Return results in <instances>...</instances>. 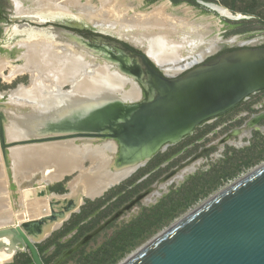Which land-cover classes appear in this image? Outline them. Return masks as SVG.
<instances>
[{
	"label": "rangeland",
	"instance_id": "1",
	"mask_svg": "<svg viewBox=\"0 0 264 264\" xmlns=\"http://www.w3.org/2000/svg\"><path fill=\"white\" fill-rule=\"evenodd\" d=\"M64 1L67 2L68 0H58L55 3L57 5H53L52 1L49 0L48 4L40 5L38 0H23L21 7L34 11L39 10V7L51 9L47 7L50 5L52 8L56 7L59 12H63L61 6L64 7L66 3ZM112 1L114 8L103 11L99 0H78L79 4H86V6L91 7L88 10H91L94 15L91 16L93 19H90L86 15L87 11L70 8V13H65L64 16L69 21L74 20L83 25L80 30H76L52 23L36 25L27 20H18L19 10L15 5V0H0V61L6 65L2 75L0 74V128L2 126L6 128V144L9 143V140L15 143L47 137L52 139L56 136L65 135L75 131L72 130V127L83 126L87 113H90L92 109L98 110L105 104L122 101L125 93L131 92V90H136L141 95L137 84L131 78L132 82L126 79L127 84L115 90L110 97L100 100H84L80 104L70 106L73 110L71 115L62 114L61 110L67 109L66 106L63 109L58 106L54 109L59 110V112L54 113L57 110H53L52 113V110L45 103L42 102V104L41 101L30 102L26 99L24 101L19 100V102L14 100L12 93L20 86L26 88L30 86V89L33 90L34 84L49 88L54 82L56 83L55 77L46 68L34 70L31 67L32 64L30 68L26 67L28 58L23 55L27 53V48L20 44L22 42L31 43L36 40V37H28V32L31 30L37 33L45 32L51 34L50 36L59 34V30L74 32L70 38L61 35H59L60 37H37L47 42V45H51L58 56L76 53V51H81V54L89 55L90 53L94 55L97 54V51H101L105 54H112L114 59H117V53L115 50L113 52L112 49L113 47L121 48L122 45L120 44H125L123 41L140 48L141 46L99 32L95 29V21L106 20L115 23L122 30L126 27L127 30L131 23L140 19L138 15L145 19L148 13H152L156 7L166 6L165 14L172 17L170 19H173L172 22L177 28H180L178 21L181 19L201 28L199 40L194 41L193 37L192 39L191 37L188 38V44L185 45L182 55V59L185 61L180 65L197 57L201 49L211 46H216V49L220 50L221 46L224 45L223 52L237 50L239 49L238 45L264 47V0ZM203 4L224 7L235 15H242L243 18L237 21L230 20ZM19 27L27 30L23 37L19 36ZM76 34L97 43L96 47H92V44L90 45ZM61 58H59L60 66L62 65ZM124 60L129 61V67H132V71H139L136 59L124 57ZM101 62L102 58L95 60L92 56H87V59L85 58L86 65L80 72L81 76H78L80 77L79 81L85 77L99 75L102 69L106 68ZM24 68H27V72L19 74V70ZM15 71H18V74L10 80L5 79ZM109 72L113 73L116 70L109 67ZM144 80L145 78H143ZM61 91L69 92L71 89L69 86H63ZM262 112H264V90L252 95L249 100L244 101L219 120L196 128L192 135L186 136L175 144H170L166 150L160 149L146 164L139 166L131 176L108 190L101 197L86 198L78 212L73 213L60 229L37 245L45 264H86L88 262L106 264L125 251L123 257L116 264L127 263L142 249L190 214L235 183L264 167V120L260 123L262 130L249 129L251 130L250 137H241L240 134L233 135L232 133L234 130L244 127L254 115ZM53 116L61 120H58L57 123L63 130L53 129L52 124L43 121L44 118ZM21 132L23 137L20 135ZM227 136L229 137L227 138ZM95 140L77 138L34 145H16L9 148L6 145L4 147L0 135V221L4 222L0 226V230L13 229L17 226L19 219L22 220V218L28 222L32 219H38L36 216L41 215V211L44 215V206L40 207L44 200L52 195L65 196L69 194L68 183L74 177L67 176L62 182L44 186V177L49 170L56 166L51 165L49 168L48 165L43 167V170L40 167H38L39 170L38 168H36L37 170L27 168L21 172L17 168L19 162L16 152L19 150L17 149H37L56 143L64 144L60 142L72 143L76 147L86 145L92 147L94 144L93 147L103 148L105 147L104 143H107L105 154L114 160L111 163L110 171H117L126 167V162L122 164L116 162V157L119 154L116 156L117 148L113 142ZM197 161L200 163L194 170L195 172L186 173L181 180H176L167 185L166 190L158 196H148L156 184L168 180L180 169ZM90 162L89 160L85 161L86 170L91 166ZM36 210L35 216L33 211ZM30 257L28 250H20L11 261L5 264H29Z\"/></svg>",
	"mask_w": 264,
	"mask_h": 264
},
{
	"label": "water",
	"instance_id": "2",
	"mask_svg": "<svg viewBox=\"0 0 264 264\" xmlns=\"http://www.w3.org/2000/svg\"><path fill=\"white\" fill-rule=\"evenodd\" d=\"M203 5L211 8L209 4ZM232 15L228 19L243 18L240 14ZM123 42L142 52L148 79L143 81L145 74L138 58L137 73L124 58L104 56L102 62L127 79H134L141 93L139 100L115 101L98 110L92 109L84 119L85 127L52 139L15 143L9 140L6 144L7 132L2 126L0 135L4 147L77 138L111 141L117 148L116 156L119 154L116 162L122 164L160 145H165L161 150H166L198 126L227 114L251 95L264 90V47L238 45L237 50L222 52L223 45L216 53L171 76L144 49ZM144 90L149 98L140 103ZM56 118L43 121L52 124L53 129L63 130L57 123L61 120ZM263 120L264 116L259 121ZM55 216L64 214L55 213ZM41 223L1 229L0 235H15L26 245L33 264H45L37 246L40 242L27 233L38 226L37 237L42 236L44 240L50 237L54 231L45 235L47 229ZM125 264H264V167L210 200Z\"/></svg>",
	"mask_w": 264,
	"mask_h": 264
},
{
	"label": "bare ground",
	"instance_id": "3",
	"mask_svg": "<svg viewBox=\"0 0 264 264\" xmlns=\"http://www.w3.org/2000/svg\"><path fill=\"white\" fill-rule=\"evenodd\" d=\"M22 1L15 0V5H17L19 10V20H27L28 22L34 23L36 25L54 23L63 24L70 27H83L81 23L76 22L74 20L69 21L66 16H64L65 13H70V8H76L81 11H87L86 15L90 19H93L91 18V16L94 15L91 10H88V8L91 7L86 6V4H79L80 1L78 2V0H68L67 2L64 1L66 2V5L64 4V7L61 6V10L63 12H59L56 7L52 8L50 5L47 7H50L51 9H41L39 7V10L31 11L29 9L21 7ZM48 1L38 0V3H40V5H45L46 3L48 4ZM51 1L54 5L55 3H57L58 0ZM116 1L117 0H115V2ZM99 2H101L102 4L101 9L103 11H107L110 8H114L112 0H99ZM209 5L211 6V8H209L210 10L218 13L222 17L228 18L233 16L232 13L224 7H220L218 5L214 6L213 4ZM165 8L166 6L156 7L152 13H148V16H146L145 19H142L143 16L138 15V18L140 19L131 23V25L129 24L130 26L127 30L126 27L124 30H122L121 28H118L115 23H111L106 20L102 22L95 21L94 26L95 29H97L99 32L122 38L127 41H131L134 44L140 45L141 48H143L159 66L165 69V72L167 74L175 76L176 74H179L182 71L190 68L195 63L203 60L207 56L216 53L218 50L216 49V46L201 49L200 52L197 54V57L193 58L192 60H188L187 62H185L184 65H180L183 61H185V59H182V55L186 47L185 45L188 44V38L191 37L192 39L193 37L194 41L199 40L201 37V28L199 26H195V24L188 23L186 20L183 19L178 21L180 28H177L174 22H172L173 19H170L172 17H169L170 15L168 16V14H165ZM26 32L27 30L25 28L19 27V36L23 37L24 33ZM40 33L45 32L37 33L31 30V32H28V37H36V40L32 41L31 43L22 42L20 44L27 48V53L23 55L24 57L28 58L27 63L29 64V66L27 64L26 67L30 68V65L32 64L31 67L34 68V70L46 68V70L55 77L56 83L53 81L54 84L52 86H49V88L46 87L48 89H46L43 85H41L40 87L39 85L36 86V84H34L35 87L32 86L34 88L33 90L30 89V86L29 88L20 86L16 91L12 93V98L14 100L16 99L17 101H24L28 99V101L30 102L41 101V103H45L48 108L52 110V113L53 110H57L54 108H57L59 106V108L63 109V107L65 108L66 106L67 109L61 110L62 114L66 113L65 115H71L70 113H72L73 111L71 110V107L75 106L76 104L82 103L84 100H100L110 97L115 90L119 89V87L121 86H125L127 82L131 79L130 78L127 81V78L120 75L119 73H110V66L106 64V68H101L102 71L99 73V75L87 78L85 77L83 80L79 81L80 77L78 76L80 75L81 70L86 65L85 58L87 59V56H92L93 59L97 60L99 58H103L104 56H109L110 58L114 59V55L105 54L101 51H97V54L94 55L90 53L89 55H87L81 54V51H76V53H68L64 56H58L51 45H47V42H45L44 40L42 41L37 37H55L61 35L70 38L71 35L73 36V33L67 32V30H59V34H55L54 36H50L51 34L49 35L48 33ZM112 50L113 52L116 51L114 47ZM116 53L119 56L118 58L125 57L127 59H130L122 52L116 51ZM59 58H61L62 63H60L62 64V67L59 64ZM5 67V63L0 61L1 75ZM26 69L27 68L20 69L19 74L24 73ZM16 74H18V71L13 72L10 77H5V79L10 80ZM123 79L126 81H124ZM63 86H69L71 91L62 92L61 90L63 89ZM140 96L141 95L138 94L136 90H131V92L125 93L123 99L126 101H136L139 100ZM57 112H59V110L54 113ZM262 116H264V112L258 115H254L252 119L244 125V127L235 130L233 132V135L240 134L241 137H250L251 130L249 129L262 130L263 128L260 127V123L262 121H259ZM83 127L85 126L72 127V130H77ZM25 133L27 132L25 131ZM20 135H23L22 132ZM228 137L229 136H227V138ZM60 143L64 144L61 145L56 143L54 145L44 146L42 148H32L27 150L17 149L19 151H16L18 153L17 155L19 158L17 168H19V171L21 172L22 170H27V168L33 170L38 167L42 169L43 167H46L48 165L49 168L51 165L53 167L56 166L52 170L48 169V174L44 177V186H49L57 182H62L67 176H74L72 181L68 183V188L70 190L69 194L65 196L52 195L49 196L46 200H44V202L41 204L42 206H40H44V215L41 211V215H43V217H41L39 213V215L36 216V210L33 211V213L38 219H32L29 222L27 220V222L24 221L23 218L22 220L19 219L20 221L17 225H21L24 228L25 225H27L28 223L42 222L41 224L43 225L41 226H45V228L47 229V233L45 235H48L52 231L55 232L56 229H60L63 226L64 222L67 221L73 213L78 212L80 210V207L84 204L86 198L96 199L101 197L108 190H110L114 186L121 183V181L131 176L139 166H143V164H146L154 154H156L160 149H162V147L165 146L160 145L158 147H154L143 155H137L138 158H135V160L129 162L126 161L127 165L124 168L122 167L123 169L121 168L117 171H110V167L112 166L111 163L114 160L112 157H109V155L105 154L107 143H104L105 147L103 148L95 146L93 147L94 144L92 145V147L88 145L84 147H76V145L72 143ZM87 160L91 161V166L86 170L85 161ZM199 163L200 161H197L190 166H186L185 168L180 169L175 175L171 176L168 180L156 184V186L153 187V190L148 196H158L159 194H161V192L166 190L167 185H170L176 180H181L182 176L186 173L193 172ZM55 213H62L64 214V216L56 217ZM3 224L4 222L0 221V226ZM39 229L40 227L36 226L34 229L27 231V233L32 239H36L37 242H42L44 238L42 236H36L37 230ZM0 237V264H5L11 261L15 257L17 252L20 250H28L23 241L18 240L13 234L9 236L0 235Z\"/></svg>",
	"mask_w": 264,
	"mask_h": 264
},
{
	"label": "flooded vegetation",
	"instance_id": "4",
	"mask_svg": "<svg viewBox=\"0 0 264 264\" xmlns=\"http://www.w3.org/2000/svg\"><path fill=\"white\" fill-rule=\"evenodd\" d=\"M61 26H64V25H61ZM66 27V26H65ZM69 28H72V29H76V30H80V28H77V27H69ZM74 33V32H73ZM76 35H78V34H76ZM80 38H82V39H84V40H86L90 45L92 44V47H96V45H97V43H93V42H91V41H89V40H87V39H85L84 37H82V36H80V35H78ZM100 44V43H99ZM125 44H127V43H125ZM125 44H120V45H122L121 46V48H119V47H114L115 48V50L117 51V50H121V51H123L124 53H126V54H128V55H130L131 56V58L132 59H136V58H138L139 59V61H140V63H141V68H142V72L145 74L144 75V78L145 79H147L148 77H147V66H146V63H145V61L143 60V54H142V52H140V51H138V50H136V49H134V50H128L124 45ZM127 45H129V44H127ZM130 46V45H129ZM131 47V46H130ZM132 48V47H131ZM222 52H223V50H222ZM183 63V62H182ZM149 64H150V66H152V63L151 62H149ZM184 65V64H183ZM153 67V66H152ZM259 93V92H258ZM257 94V93H256ZM254 95V94H253ZM252 96V95H251ZM251 96L249 97V98H247L246 100H244V101H247V100H249L250 98H251ZM148 98H149V94L144 90V94H143V97H142V102H145V101H147L148 100ZM243 101V102H244ZM243 102H241V103H243ZM240 103V104H241ZM239 104V105H240ZM238 105V106H239ZM237 106V107H238ZM235 109V108H234ZM232 111V110H231ZM229 113V112H228ZM223 117V115L222 116H219V117H216V118H214V119H212V120H210V121H208V122H206V123H204V124H208V123H212V122H214V121H217V120H219L220 118H222ZM204 124H202V125H204ZM202 125H200V126H202ZM200 126H198V127H200ZM197 127V128H198ZM196 130V129H195ZM194 130V131H195ZM194 131H193V133H194ZM235 131V130H234ZM233 131V132H234ZM232 132V133H233ZM192 133V134H193ZM231 133V134H232ZM192 134H190V135H192ZM230 134V135H231Z\"/></svg>",
	"mask_w": 264,
	"mask_h": 264
},
{
	"label": "trees",
	"instance_id": "5",
	"mask_svg": "<svg viewBox=\"0 0 264 264\" xmlns=\"http://www.w3.org/2000/svg\"><path fill=\"white\" fill-rule=\"evenodd\" d=\"M128 50H134L133 48H131L129 45H127V44H125L124 45ZM152 66H153V64H152ZM154 67V66H153ZM126 252V251H125ZM125 252H123L120 256H117V257H115L111 262H109V263H106V264H116L118 261H119V259H121V257H123V255L125 254ZM97 261V260H96ZM95 261V262H96ZM29 264H33V261H32V258L30 257V259H29ZM86 264H91V262H88V263H86Z\"/></svg>",
	"mask_w": 264,
	"mask_h": 264
}]
</instances>
